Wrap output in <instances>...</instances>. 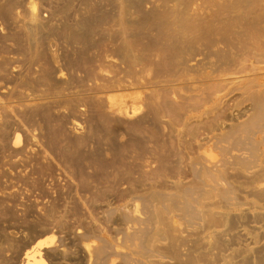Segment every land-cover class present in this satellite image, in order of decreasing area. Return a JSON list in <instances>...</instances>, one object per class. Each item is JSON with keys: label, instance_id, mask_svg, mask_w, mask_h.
<instances>
[{"label": "rangeland", "instance_id": "374dc122", "mask_svg": "<svg viewBox=\"0 0 264 264\" xmlns=\"http://www.w3.org/2000/svg\"><path fill=\"white\" fill-rule=\"evenodd\" d=\"M37 240L264 264V0H0V264Z\"/></svg>", "mask_w": 264, "mask_h": 264}, {"label": "bare ground", "instance_id": "6f19581e", "mask_svg": "<svg viewBox=\"0 0 264 264\" xmlns=\"http://www.w3.org/2000/svg\"><path fill=\"white\" fill-rule=\"evenodd\" d=\"M135 110L130 111L131 113H134ZM20 140V135L19 134H14L13 138H12V145H16ZM46 242L40 243V241H36L33 245L30 246V250L25 252V259H24V263L28 264L29 263V257L33 258L34 253L38 252V249L44 245Z\"/></svg>", "mask_w": 264, "mask_h": 264}]
</instances>
